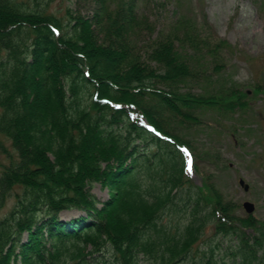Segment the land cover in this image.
I'll return each instance as SVG.
<instances>
[{
  "label": "trees",
  "instance_id": "obj_1",
  "mask_svg": "<svg viewBox=\"0 0 264 264\" xmlns=\"http://www.w3.org/2000/svg\"><path fill=\"white\" fill-rule=\"evenodd\" d=\"M51 1L0 0V210L15 201L0 213V264H106V250L116 264H196L212 225L199 264H220L224 242L223 264H264V219L185 169L197 151L183 125L250 104L207 69L228 41L183 15L153 37L139 0H96L90 18L68 9L69 22ZM72 209L84 213L62 216Z\"/></svg>",
  "mask_w": 264,
  "mask_h": 264
},
{
  "label": "rangeland",
  "instance_id": "obj_2",
  "mask_svg": "<svg viewBox=\"0 0 264 264\" xmlns=\"http://www.w3.org/2000/svg\"><path fill=\"white\" fill-rule=\"evenodd\" d=\"M97 8L96 0H52L47 5L49 12L63 17L66 22L71 19V13L90 18ZM139 10L155 23L153 37L183 15L197 22L204 36L228 41L222 52V65L210 58L207 69L209 74L228 83L233 81L247 91L250 104L233 117L210 110L202 116L203 125H183L197 151L195 164L187 167V173L196 185H202L207 175L213 176L225 195L241 204L238 214H248L243 203L249 200L255 203L254 215L264 219V94L254 90L258 82H264V0H139ZM149 34L144 33L143 41L149 39ZM202 85H193V89L200 92L208 86L207 83ZM240 178L249 184L248 190L239 183ZM91 191L101 201L110 196L101 182L94 183ZM14 202L10 200L7 208L0 210L1 215L7 213ZM81 213L84 212L65 210L62 216L69 219ZM181 216L182 213H177L175 218L181 219ZM212 234L213 225L204 240L209 241ZM208 241L200 243L199 254L194 258L196 264L208 248ZM226 247L227 242H224L216 250L215 259L220 264L223 259L230 260L225 256ZM101 259L106 260V264H116L114 252L106 250ZM55 260L52 262L56 264ZM152 263L149 254H145L138 258L137 264ZM187 264H194L193 259Z\"/></svg>",
  "mask_w": 264,
  "mask_h": 264
},
{
  "label": "water",
  "instance_id": "obj_3",
  "mask_svg": "<svg viewBox=\"0 0 264 264\" xmlns=\"http://www.w3.org/2000/svg\"><path fill=\"white\" fill-rule=\"evenodd\" d=\"M239 182H240V184H241L246 190L249 189V184L246 183V181H245L243 178H240ZM243 205H244V207H245V209H246V211H247L248 213H252V212H254V210H255V208H256L255 203L252 202V201H249V200H246V201L243 203Z\"/></svg>",
  "mask_w": 264,
  "mask_h": 264
}]
</instances>
